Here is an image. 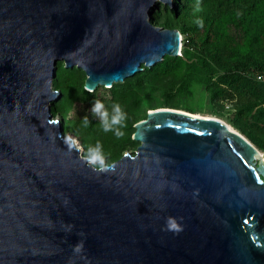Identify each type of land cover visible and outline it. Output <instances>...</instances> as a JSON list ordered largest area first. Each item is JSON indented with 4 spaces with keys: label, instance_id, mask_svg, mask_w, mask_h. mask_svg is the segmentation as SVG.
<instances>
[{
    "label": "water",
    "instance_id": "1",
    "mask_svg": "<svg viewBox=\"0 0 264 264\" xmlns=\"http://www.w3.org/2000/svg\"><path fill=\"white\" fill-rule=\"evenodd\" d=\"M158 1L0 0V264H264V155L240 130L156 107L103 172L51 111L59 59L94 89L181 53Z\"/></svg>",
    "mask_w": 264,
    "mask_h": 264
},
{
    "label": "rangeland",
    "instance_id": "2",
    "mask_svg": "<svg viewBox=\"0 0 264 264\" xmlns=\"http://www.w3.org/2000/svg\"><path fill=\"white\" fill-rule=\"evenodd\" d=\"M201 8L197 0L158 1L152 9L153 20L181 31V53L166 54L150 66L143 64L141 70L112 86L99 84L92 89L82 67L57 61L52 88L61 94L51 100V111L61 118L66 136H72L84 155L97 141L103 145L107 163L135 152L141 143L135 138L136 123L151 108L162 106L216 115L264 144V21L245 25L217 21L211 28L192 31L190 25L198 19L192 15ZM208 31L211 37L206 40ZM228 73L229 81H221L219 75ZM96 100L109 111L115 103L122 105L128 116L122 137L102 130L99 118L91 112ZM85 116L90 120L88 127L83 126Z\"/></svg>",
    "mask_w": 264,
    "mask_h": 264
},
{
    "label": "trees",
    "instance_id": "3",
    "mask_svg": "<svg viewBox=\"0 0 264 264\" xmlns=\"http://www.w3.org/2000/svg\"><path fill=\"white\" fill-rule=\"evenodd\" d=\"M179 1V0H177ZM203 8L198 9L192 16H195L198 19L203 20V26L206 28H211L212 25L217 22L231 21L238 22L240 21L243 25L247 24L249 21L255 23L264 21V0H197ZM191 30H199L200 26L195 22L190 25ZM211 32L208 31V34L205 36L206 40H209L211 37ZM203 37L200 36V39ZM241 79L243 75L240 73ZM221 81H229L228 77H232L231 74L219 75ZM234 79V78H233ZM219 93L222 94L224 90L220 89ZM218 93H215L217 95ZM64 109V105L61 106ZM251 139H255L257 143L264 150V144L262 140L257 139L254 135L251 136Z\"/></svg>",
    "mask_w": 264,
    "mask_h": 264
},
{
    "label": "clouds",
    "instance_id": "4",
    "mask_svg": "<svg viewBox=\"0 0 264 264\" xmlns=\"http://www.w3.org/2000/svg\"><path fill=\"white\" fill-rule=\"evenodd\" d=\"M196 23L203 27V20L197 19ZM91 112L94 116L98 117L100 120V127L102 130L107 132H112L117 138H120L124 135L122 129L126 128V121L128 119L127 113L120 103H115L112 105L111 111H109L105 104L96 100L91 109ZM90 125V120L88 116L83 118V126L88 127ZM75 142L69 144V147H73ZM86 162L95 168H98L99 171L107 172L112 169V165L108 164L106 161V156L103 151V145L97 141L94 146H89L85 156Z\"/></svg>",
    "mask_w": 264,
    "mask_h": 264
},
{
    "label": "bare ground",
    "instance_id": "5",
    "mask_svg": "<svg viewBox=\"0 0 264 264\" xmlns=\"http://www.w3.org/2000/svg\"><path fill=\"white\" fill-rule=\"evenodd\" d=\"M182 46H183V35H182ZM182 50V49H181ZM143 64H145L144 62H143ZM162 107H167V106H162ZM151 109H153V108H151ZM195 115H197V116H200V117H206V118H209V117H215V118H219V119H222V120H224L223 118H221V117H218V116H216V115H211V114H204V113H201V112H193ZM225 122H227V124L230 126V127H232V128H234V129H237L236 127H234L231 123H229L228 121H226V120H224ZM75 141V140H74ZM75 143H76V145L77 146H79V144H77V142L75 141ZM263 150V149H262ZM263 155H264V150H263Z\"/></svg>",
    "mask_w": 264,
    "mask_h": 264
}]
</instances>
